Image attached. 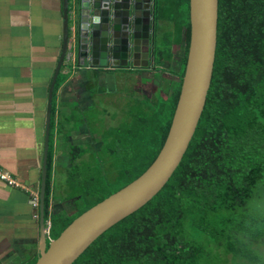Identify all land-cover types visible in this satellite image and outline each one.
Listing matches in <instances>:
<instances>
[{
  "label": "trees",
  "instance_id": "obj_1",
  "mask_svg": "<svg viewBox=\"0 0 264 264\" xmlns=\"http://www.w3.org/2000/svg\"><path fill=\"white\" fill-rule=\"evenodd\" d=\"M154 19L156 59L174 53V45L182 46L180 84L164 102V109L150 115L147 107L136 108L129 118L107 128L97 164L88 161L83 146L71 147L73 159L65 183L67 199L75 198L77 209L71 216L51 219L52 241L81 213L138 178L154 163L167 140L188 61L190 1L154 0ZM61 70L53 95L65 77ZM50 126L45 219L52 193L54 115ZM263 178L264 0H219L213 80L182 162L157 195L105 231L73 264H206L219 250L215 236L204 247L205 228L217 227L213 215L228 211L240 214L245 222L243 208L249 193L244 185L254 188L264 183ZM257 236L264 244V230ZM229 249L235 246L230 244ZM242 251L251 263L263 260L254 249ZM37 258L27 264H35Z\"/></svg>",
  "mask_w": 264,
  "mask_h": 264
},
{
  "label": "crops",
  "instance_id": "obj_2",
  "mask_svg": "<svg viewBox=\"0 0 264 264\" xmlns=\"http://www.w3.org/2000/svg\"><path fill=\"white\" fill-rule=\"evenodd\" d=\"M76 4L70 0L71 57L64 58L60 70L65 77L52 97L54 157L48 218H44L47 242L52 241L51 219L71 216L77 209V200L67 199V184L61 195L55 179L61 170L66 179L73 159L71 147L86 148L87 144L96 152L105 144L107 127L101 130L98 103L112 105L111 111L110 106L105 108L107 119L121 123L136 108L147 107L150 115L164 109V102L180 84L181 44L173 49L179 51L173 59L179 62L176 71L169 69L170 61L167 66L154 56L148 67L90 68L81 64L74 52ZM62 35L63 0H0V170L18 185L12 187L0 179V264H27L38 256L40 202L36 208L34 199L39 200L40 195L48 90ZM100 138L102 143H97ZM95 152L86 154L91 164H97L100 157ZM67 206L75 212L65 213Z\"/></svg>",
  "mask_w": 264,
  "mask_h": 264
},
{
  "label": "water",
  "instance_id": "obj_3",
  "mask_svg": "<svg viewBox=\"0 0 264 264\" xmlns=\"http://www.w3.org/2000/svg\"><path fill=\"white\" fill-rule=\"evenodd\" d=\"M73 28L77 60L90 68L148 67L153 58L154 0H76ZM191 42L180 99L167 140L138 178L77 217L47 242L44 198L53 89L69 48L70 0H63L62 49L48 92L35 264H73L110 227L146 205L170 180L193 140L205 110L215 68L219 0H189Z\"/></svg>",
  "mask_w": 264,
  "mask_h": 264
},
{
  "label": "rangeland",
  "instance_id": "obj_4",
  "mask_svg": "<svg viewBox=\"0 0 264 264\" xmlns=\"http://www.w3.org/2000/svg\"><path fill=\"white\" fill-rule=\"evenodd\" d=\"M68 52L69 50L67 51V54ZM170 53V55H168V53L166 54L167 58L161 57L160 60L162 61L161 63L167 62V66L169 65L170 61L171 63L168 66L169 69L171 66V68L176 71L179 67V62L173 59H176L174 58V56L178 55L179 51L175 49L174 53ZM165 90L166 88L164 86L163 92H165ZM107 103H98L99 105L96 110V114L99 116V120L100 118L102 119L100 124L101 130L105 129V127L109 128L118 124V120H112L110 118L107 119L108 116L105 112V108L108 106L109 109L110 106L111 108L109 110H113V106L108 105ZM113 113L116 114L115 110L113 111ZM81 138L84 137L81 136ZM83 140L86 139L84 138ZM98 141L102 143L101 138L96 142L98 143ZM104 145L105 144H102V146L98 148V150H96L95 152V150L90 151L89 146L85 144L84 146L86 147V154L89 155L95 152L97 156H101L103 153ZM55 179L58 184L57 191L61 195H64L63 191L67 189L65 185V171H58ZM248 186L249 185H244L243 188L244 191L249 193V202L247 203L245 208H243V213L247 214L245 222L243 221V217L240 216V214L236 216L234 215L235 213L232 214L231 212L225 211L219 217H215V215H213V217L218 220L216 225L217 229L215 228L214 224H210L209 227L205 228L207 236L205 238L206 241H204V247L206 245H209L208 242L210 237L215 236L216 241H218L215 247L219 248V250H217V253L214 255V259H211L209 262H206V264H264V244L259 240V237L257 236L258 233L264 230V183H258L256 184V186H254V188H250ZM246 197L247 196H245V198ZM72 212H75V208L73 209L68 207L67 212L65 213ZM230 244L235 246V250L229 249ZM246 248L256 250L258 255H261L263 260L251 263L248 260L244 259V257L242 256V249L245 250ZM198 264H200V262Z\"/></svg>",
  "mask_w": 264,
  "mask_h": 264
},
{
  "label": "built area",
  "instance_id": "obj_5",
  "mask_svg": "<svg viewBox=\"0 0 264 264\" xmlns=\"http://www.w3.org/2000/svg\"><path fill=\"white\" fill-rule=\"evenodd\" d=\"M66 57H67V59H69V58L71 57L70 52H68V54H67ZM0 179L7 181L8 184H9L10 186H12V187H16V186H18V185L16 184V182H14L13 179H12L11 177H9V176H8L7 174H5V173H2L1 170H0ZM38 203H39V200H38V197H37V198L34 199V206H35L36 208L38 207ZM47 232H48V230H47Z\"/></svg>",
  "mask_w": 264,
  "mask_h": 264
},
{
  "label": "clouds",
  "instance_id": "obj_6",
  "mask_svg": "<svg viewBox=\"0 0 264 264\" xmlns=\"http://www.w3.org/2000/svg\"><path fill=\"white\" fill-rule=\"evenodd\" d=\"M69 49V48H68ZM68 51V50H67ZM65 56H67V53H66V55ZM46 233H47V230H46Z\"/></svg>",
  "mask_w": 264,
  "mask_h": 264
},
{
  "label": "flooded vegetation",
  "instance_id": "obj_7",
  "mask_svg": "<svg viewBox=\"0 0 264 264\" xmlns=\"http://www.w3.org/2000/svg\"><path fill=\"white\" fill-rule=\"evenodd\" d=\"M152 56H154V54L152 53ZM140 66H142V64H140Z\"/></svg>",
  "mask_w": 264,
  "mask_h": 264
}]
</instances>
